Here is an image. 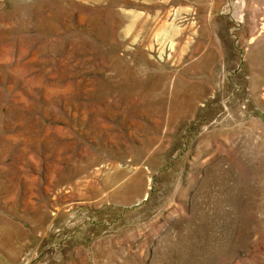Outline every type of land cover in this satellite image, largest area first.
Here are the masks:
<instances>
[{
	"label": "rangeland",
	"instance_id": "rangeland-1",
	"mask_svg": "<svg viewBox=\"0 0 264 264\" xmlns=\"http://www.w3.org/2000/svg\"><path fill=\"white\" fill-rule=\"evenodd\" d=\"M169 1L0 0V264H264V0Z\"/></svg>",
	"mask_w": 264,
	"mask_h": 264
},
{
	"label": "bare ground",
	"instance_id": "bare-ground-1",
	"mask_svg": "<svg viewBox=\"0 0 264 264\" xmlns=\"http://www.w3.org/2000/svg\"><path fill=\"white\" fill-rule=\"evenodd\" d=\"M92 3H101V5H105L106 3L109 6H111L112 4L124 5L123 17L132 20L133 23L138 22L140 24V27L142 26V30L145 35H149V37L151 36L150 38H153V40L148 38V42L151 47L153 46V44H155V38L160 34L161 37L169 34L171 37H174L175 40H178L180 38L179 36L182 34V31L180 32V34H178L179 30L174 26V19L170 20V18L172 17L170 14V6L172 3H170L169 0H162V2L153 0H145L144 2L135 0H92ZM132 4H138L137 7L140 8V11L129 7L132 6ZM156 9L157 13L155 15H145L150 12L152 13V11ZM189 10H191V8L182 6L181 8H178L179 12L176 15L177 17L179 15L182 20H185V18L190 15ZM142 41L144 42L145 40Z\"/></svg>",
	"mask_w": 264,
	"mask_h": 264
}]
</instances>
